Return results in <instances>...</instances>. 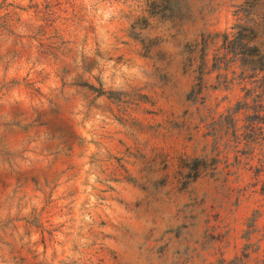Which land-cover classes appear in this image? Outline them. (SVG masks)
Here are the masks:
<instances>
[{
  "label": "rangeland",
  "instance_id": "obj_1",
  "mask_svg": "<svg viewBox=\"0 0 264 264\" xmlns=\"http://www.w3.org/2000/svg\"><path fill=\"white\" fill-rule=\"evenodd\" d=\"M238 3L0 0V264L264 263Z\"/></svg>",
  "mask_w": 264,
  "mask_h": 264
},
{
  "label": "trees",
  "instance_id": "obj_2",
  "mask_svg": "<svg viewBox=\"0 0 264 264\" xmlns=\"http://www.w3.org/2000/svg\"><path fill=\"white\" fill-rule=\"evenodd\" d=\"M235 15L237 23L232 27L231 34H224L222 41L223 59L240 70V80L254 85V90L259 94L255 98L264 101V0H237ZM238 101L233 108L228 109L227 118L231 127L236 130L237 115L244 114L246 125L243 126L245 136L251 138L259 125L264 123V109L258 110L249 107L246 102ZM251 108L252 113L246 111ZM261 108V107H259ZM264 108V107H263ZM219 127L222 126L219 123ZM259 130V129H258ZM248 134V135H247ZM251 136V137H250ZM264 140V138L262 139ZM195 164L194 176L197 178V167L199 159L192 161ZM264 264V263H263Z\"/></svg>",
  "mask_w": 264,
  "mask_h": 264
}]
</instances>
